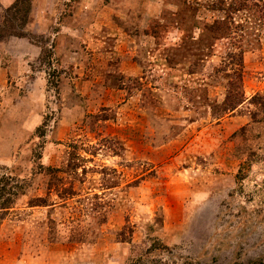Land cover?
<instances>
[{
    "label": "rangeland",
    "instance_id": "1",
    "mask_svg": "<svg viewBox=\"0 0 264 264\" xmlns=\"http://www.w3.org/2000/svg\"><path fill=\"white\" fill-rule=\"evenodd\" d=\"M2 175L0 264H264V0H0Z\"/></svg>",
    "mask_w": 264,
    "mask_h": 264
},
{
    "label": "trees",
    "instance_id": "2",
    "mask_svg": "<svg viewBox=\"0 0 264 264\" xmlns=\"http://www.w3.org/2000/svg\"><path fill=\"white\" fill-rule=\"evenodd\" d=\"M11 181L8 176L0 177V208H7L15 197V191L18 186L16 184L8 185ZM15 187V188H14Z\"/></svg>",
    "mask_w": 264,
    "mask_h": 264
}]
</instances>
